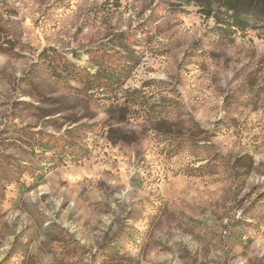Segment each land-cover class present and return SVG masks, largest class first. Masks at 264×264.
I'll return each mask as SVG.
<instances>
[{"label":"rangeland","instance_id":"rangeland-1","mask_svg":"<svg viewBox=\"0 0 264 264\" xmlns=\"http://www.w3.org/2000/svg\"><path fill=\"white\" fill-rule=\"evenodd\" d=\"M0 264H264V5L0 0Z\"/></svg>","mask_w":264,"mask_h":264},{"label":"trees","instance_id":"trees-1","mask_svg":"<svg viewBox=\"0 0 264 264\" xmlns=\"http://www.w3.org/2000/svg\"><path fill=\"white\" fill-rule=\"evenodd\" d=\"M257 1H258V4L264 5V0H257Z\"/></svg>","mask_w":264,"mask_h":264}]
</instances>
